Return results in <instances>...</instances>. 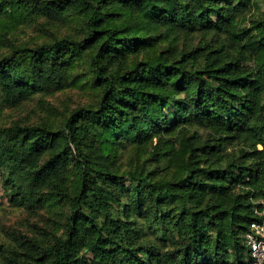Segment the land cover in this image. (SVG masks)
<instances>
[{
  "label": "trees",
  "instance_id": "1",
  "mask_svg": "<svg viewBox=\"0 0 264 264\" xmlns=\"http://www.w3.org/2000/svg\"><path fill=\"white\" fill-rule=\"evenodd\" d=\"M57 93V118L0 123V186L46 217L0 230V264H247L264 0H0V115Z\"/></svg>",
  "mask_w": 264,
  "mask_h": 264
},
{
  "label": "rangeland",
  "instance_id": "2",
  "mask_svg": "<svg viewBox=\"0 0 264 264\" xmlns=\"http://www.w3.org/2000/svg\"><path fill=\"white\" fill-rule=\"evenodd\" d=\"M38 28V25H20L14 31L16 39L28 43L41 40L45 35L44 33L41 34ZM64 98L63 94L58 93L46 96L37 95L19 107L3 111L0 115V123L9 124L13 120L29 122L39 120L42 117L57 118L63 109ZM126 160L128 158L125 157ZM9 197V193L0 186V230L5 236L13 230L26 233L30 225L34 223H46V217L42 214L33 216L24 210L14 208Z\"/></svg>",
  "mask_w": 264,
  "mask_h": 264
},
{
  "label": "built area",
  "instance_id": "3",
  "mask_svg": "<svg viewBox=\"0 0 264 264\" xmlns=\"http://www.w3.org/2000/svg\"><path fill=\"white\" fill-rule=\"evenodd\" d=\"M258 219L250 223L244 233V241L248 247L247 264H264V200H261Z\"/></svg>",
  "mask_w": 264,
  "mask_h": 264
}]
</instances>
